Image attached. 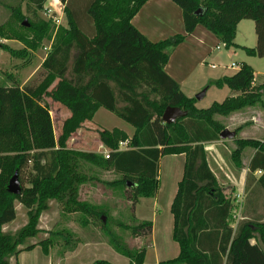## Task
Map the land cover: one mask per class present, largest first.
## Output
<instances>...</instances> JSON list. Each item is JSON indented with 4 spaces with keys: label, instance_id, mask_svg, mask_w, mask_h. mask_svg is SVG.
<instances>
[{
    "label": "trees",
    "instance_id": "1",
    "mask_svg": "<svg viewBox=\"0 0 264 264\" xmlns=\"http://www.w3.org/2000/svg\"><path fill=\"white\" fill-rule=\"evenodd\" d=\"M61 1L67 25L60 26L55 33L37 76L23 83H0V264H11V258L18 264L17 253L32 246L26 240L41 231L39 217L50 199L59 202L65 212L81 213L85 224L89 219L96 220L117 252L125 255L130 264H142L145 245L130 247L109 224L107 209L102 204L79 197L80 184L98 178L81 172V162L114 170L119 176L104 182L122 189L134 204L139 196L155 195L160 157L182 152L183 175L170 207L174 219L172 236L180 251L177 257L159 264H264V213L258 212L256 205L253 213L247 215L245 194L241 218L232 226L234 205L211 170L203 144L221 139L219 133L225 126L216 115L255 104L264 107V80L255 83L253 67L241 62L233 73L214 81L216 86L229 87L233 94L213 100L207 107H198L196 98L186 95L164 68L170 52L184 35H174V41H152L131 22L146 0ZM173 1L182 10L187 33L201 24L225 47H240L248 55L264 56V0ZM45 2L3 3L20 22L21 30L10 35L0 25V36L13 37L27 48H36L50 33V22L37 14ZM25 18L28 25L23 23ZM244 18L254 22L253 47L238 45L234 40L236 25ZM1 46L16 56L27 53L26 47L19 50L6 43ZM45 96L70 111L58 136L54 134ZM166 106H178L186 114L166 123L161 117ZM99 107L132 125L133 133L128 135L119 127L99 128L98 136L108 148V156L68 148L70 134L91 119ZM239 128H235L236 132ZM126 139L128 148L118 149ZM233 141L235 147L229 158L237 168L242 166V150L255 149L248 163L244 190L254 181L248 192L255 199L264 196V138L235 134ZM15 170L21 183L18 193L7 188ZM255 170L261 171L256 178ZM25 171L24 183L21 177ZM16 202L27 209V221L13 233L4 231L3 225L16 216ZM114 223L144 236L150 234L152 227L147 220ZM57 238L67 248L76 243L67 229H51L38 243L47 252ZM92 264L110 263L97 260Z\"/></svg>",
    "mask_w": 264,
    "mask_h": 264
},
{
    "label": "crops",
    "instance_id": "2",
    "mask_svg": "<svg viewBox=\"0 0 264 264\" xmlns=\"http://www.w3.org/2000/svg\"><path fill=\"white\" fill-rule=\"evenodd\" d=\"M242 20L243 19L239 20L236 25V34L234 40L238 45L253 47L255 46L256 42L255 44L254 42L253 44H251L250 42H247V40H238L240 32L239 28L241 25L240 23L243 22ZM131 22L140 32H142L152 41H157L164 38H173V36L176 34L184 35V38L177 44H175L174 48L170 52L168 61L166 62L164 68L166 72L180 84L182 91L188 96H191V93L199 91L203 86H207V89L204 93V95H206L209 85H211L212 83L214 84V81L216 79L222 77L223 75H229L230 73H232L229 70L235 71L239 66H235V63L232 61L229 62V58L233 54H235L236 49L241 50L242 52H244L245 56H247L245 58L243 57L240 61L246 62L253 67V65L248 61V57L251 55L246 54L245 51L240 47H225L219 41L218 37L203 25L197 24L191 32L187 33L184 29L182 10L180 6L173 0H146L138 9V11L132 16ZM245 25L248 29L249 24L246 23ZM252 30L254 32V24L252 25ZM242 33H244V31H242ZM250 39L254 41V38ZM261 58H264V56H261ZM263 80L264 77L254 78L255 83H260ZM224 86L226 85L218 86L219 89L224 90L221 94L223 98L233 94L231 90H225ZM262 99L264 102V94L262 96ZM195 104H197V99ZM98 109L91 119H86L84 122H82L80 127H78L70 134L69 138L66 141L68 148L82 151H95L104 155L108 152V148L100 140L98 132H96L95 130L96 128L94 129V127H99L98 122H95L94 119ZM243 110L247 111L244 112ZM263 111L264 107L259 104H255L253 106H247L245 108L233 111L227 115H223L224 117L222 118H218L216 115V118L220 120L225 127L234 126L235 130L236 127L240 126L237 132L235 130L236 136L263 139L258 135L251 134L252 130L247 129V125H242L244 122L250 121V123L248 124L249 126H258L259 128L260 125L258 122V117L262 116ZM69 115L70 111L68 109L66 116L61 119L60 128L58 131H55L54 129L52 120L53 118L51 117L55 136L59 135L62 122ZM262 122V126L264 127V118ZM121 129H123L128 135H131L134 130L133 129L132 131H130L124 128ZM252 133H254V131H252ZM127 141L128 139L121 141L119 143L118 149L121 150L128 148ZM203 144L206 150L209 166L214 175L219 182H221L222 180L223 183L226 182L231 186L230 194H227V191L224 189V186L226 185L222 186V189L226 194V197L231 199L234 205L232 209V216H236V214L238 216L234 220L231 218L232 226L235 225V222L238 218H241L240 210L243 206L245 194L247 196V215L250 216L253 213L256 205L259 206L258 212L264 213L263 194L262 196L260 195L255 199L252 195H250V192H248L250 187L255 185V182L253 181L249 185L247 190H244L246 185L248 163L252 155L254 154L255 149L252 147H245L242 150V166L240 168H237L232 163L230 164V158H228L230 150L235 147L234 141H228L226 143L224 139H220L206 141L203 142ZM163 160H165L164 164L162 163ZM184 161L185 154L183 152L169 153L161 156L158 163V188L155 195L139 196L136 202L132 204L133 211L131 214V221L133 223L136 220H147L151 221L152 223L151 232L149 235L144 236L141 234H133L134 239L137 241L140 237H146L145 243L142 244L145 245V254L142 264H159L162 261L171 260L177 257L180 251L178 242L174 240L172 236L174 219L170 207L178 188V182L183 175ZM80 171L98 177L97 179H89L81 183L79 186L78 192L80 198L86 199L92 203L95 202L93 201V199H91V195H93L97 187L102 184L106 187L109 186L105 182L99 181L113 180V178L107 179L105 176L110 173L117 174L112 169H101L87 162H81ZM260 174L261 171L259 170H255L253 172V176L255 178ZM118 176L119 175L117 174L114 179H116ZM104 198L105 197H102V199ZM126 200V202H130V204L132 203L130 199L126 198ZM52 201L57 202L54 199H50L48 202V207L41 212L39 217L38 226L41 228V231L39 233L43 234L41 237L42 239L43 237L45 238L48 235L49 230H51L49 227L41 225V222H43V212L49 209ZM100 203L102 204V202ZM15 209L17 211L16 204ZM234 211H237L236 214H234ZM60 212V217H62L63 215H65V217H67L68 215L72 216L73 213H77L65 212L64 210H61ZM103 217L105 216L102 215V220L105 221ZM133 219L135 220L133 221ZM14 220L15 218L4 224L2 229L4 231L13 233L26 223L27 218L24 220V223L22 222V225L14 224ZM60 221L61 220H59L57 216L52 225H54L55 227L59 225L62 226V223H60ZM71 230L72 231L70 232H75L77 236V241L71 248H59V244L55 243V245L48 246L47 252H44L42 246L39 243H36L32 240H26V243H32V246L27 249H21L17 253V263L92 264L97 260H104L110 264H130L129 259L125 257V255L117 252L107 240H92L90 238H85V236L84 238H81L79 232L85 230L83 228H72ZM137 241H135L134 244L136 245L133 247L142 246L141 244L139 245ZM250 241L254 242V239H251ZM53 253L58 255L57 257L52 259ZM12 260L13 262L15 261L14 258H11L10 263L14 264L11 262Z\"/></svg>",
    "mask_w": 264,
    "mask_h": 264
},
{
    "label": "rangeland",
    "instance_id": "3",
    "mask_svg": "<svg viewBox=\"0 0 264 264\" xmlns=\"http://www.w3.org/2000/svg\"><path fill=\"white\" fill-rule=\"evenodd\" d=\"M8 0H0V25L6 30L8 31V33L10 35H12V33L21 30L20 28V22L13 16L12 12L5 7V5L3 3L7 2ZM56 10H52L51 14L52 17H49L48 15V11L46 9L48 8H52V9ZM21 8L22 11H25V7H24V3L22 2L21 4ZM61 8H60V4L56 5V3L53 4V1L51 0H46V2L44 3V6L39 9L37 11L38 16L46 21L50 22V29H49V36L46 35L44 36V38L41 40V42L36 46V48H27L26 44L24 42H22L19 39L13 38V37H2L0 36V83H7V84H11V82L14 81H19V82H25L26 80L30 79V78H34L37 76V72L39 70L40 67V63L43 60L47 50H48V46L51 45L55 33L57 32L58 28L60 26H66V17H65V12H63V14H61ZM61 14L62 18H61V22L60 23H55L53 21V17L55 15H59ZM51 19V20H50ZM26 20V18H25ZM27 21V20H26ZM243 22H241L240 24V32H239V36H238V40H247V42H250L251 44H255L256 42V34H255V30L253 32L252 30V25L254 24L253 20L249 19V18H244L242 20ZM243 23V24H242ZM246 23L249 24V28L247 29L246 27ZM29 22H27L26 25H28ZM14 31V32H13ZM242 31H244V33H242ZM241 33V34H240ZM250 38H254V41L251 40ZM2 43H6L9 46H11L14 49H22L24 47L27 48V53L25 56H16L11 54L9 51H7L6 49L2 48L1 44ZM47 47V48H46ZM224 48V47H223ZM225 49V48H224ZM233 49V48H232ZM235 54H233L230 58H229V62L232 61L235 63V66H239V63L241 62L240 60H242V58L247 57L245 56L244 52H242L239 49L235 50ZM247 60V59H244ZM248 61L253 65V69H255L254 71V76L257 77H264V58H261V56H249L248 57ZM234 66V67H235ZM220 69V68H219ZM218 70V69H217ZM230 72H234L232 70H229ZM261 71V72H259ZM231 74V73H230ZM254 77V78H255ZM53 85V84H52ZM52 85L49 87L51 88ZM202 89H207V86H203L199 91L191 93L194 98L196 97V95L198 93H200L202 91ZM224 89L227 91H230L229 87L224 86ZM224 90L219 89L218 86H215L213 83L211 85H209V88L206 92V95H204L203 97H201L200 99H197V106L198 107H207L212 100H222V93ZM188 94V93H187ZM44 101L47 103L48 108L50 109V114L51 117L53 118V125H54V129L55 131H58L60 128V122L61 119L63 117L66 116L68 109L62 105L60 102L55 101L53 99H51L49 96H45L44 97ZM244 112H246L247 110H243ZM218 118H222L224 117L223 115H217ZM264 118V111L261 117H258V122H259V128L258 126H249L248 124L250 123V121H246L244 122L242 125L245 126L247 125V129H250L252 131H254V133L251 134H255L258 135L261 138H264V127L262 126V120ZM95 122H98V126L99 127H94V129L97 130L99 128H107V129H111L112 127L116 126V127H120V128H124L126 130H133L132 125H130L128 122L124 121L123 119H121L120 117H118L117 115H115L113 112L107 110L104 107H100L97 111V113L95 114ZM229 129H234V126H230L228 127ZM226 141V143L228 141H233L232 138L231 139H224ZM246 154V152H245ZM229 158V157H228ZM163 160V164H164ZM230 164L232 163L231 160ZM84 163V162H82ZM233 164V163H232ZM234 165V164H233ZM29 169V168H28ZM27 169V170H28ZM26 171L22 174L21 177V182L25 183V179H26ZM117 176V174H107L105 177L108 179H114ZM99 182H104V180H100ZM221 186H224V189L227 191V194L231 193V186L228 183H223L221 180ZM27 184V183H26ZM96 184V183H95ZM97 185V184H96ZM82 196V195H81ZM91 199H93V201L95 202V204H101L100 202H102V205L107 209V214H108V220H109V224L112 226V228L114 229V231H116L119 235H121V237L127 241L126 243L130 246L133 247L136 244L133 234L130 231L129 228H121L118 227V225H116L114 222L115 221H123L125 223L128 224H132L133 222L131 221L132 218V204H130V202H126V195L124 193V191L118 187H114V186H104L103 184L98 186L97 189L94 191L93 195H91ZM80 197V196H79ZM102 197H105L104 199H102ZM16 206H17V211H16V217H15V222L14 224H20L22 225L24 223V220L27 218L25 211L26 208L16 202ZM237 209V208H236ZM62 210V206L59 202H55L52 201L50 204V207L48 210L43 212V217H42V221L41 225H45L46 227H49L52 230L55 229H67L69 231H72V228L75 229H85L82 230V232H79V235L81 236V238L85 236V238H90V239H104L106 240V237L101 233V229H100V224L93 219H89V222H87L85 224V222H82V214L77 212L76 214L73 213V215H68L67 217H65V215H63L62 217H60L61 215V211ZM235 210V209H234ZM237 211H234V214H236ZM26 215V216H25ZM59 218L60 223H62V226H57L55 227L54 225H52L53 221L57 218ZM237 216H232V219L234 220ZM106 218V217H105ZM68 221V222H67ZM23 222V223H22ZM39 224V223H38ZM19 225V226H20ZM69 225V226H68ZM41 233H37L36 236H34L33 238H28V240H32L35 241L36 243L39 242V240H41L42 238ZM76 233H72V239L77 241L76 238ZM44 238V237H43ZM57 241L55 243L59 244V248H65V244H63V240L61 238H57ZM146 241V237H140L139 240L137 241V243L140 245L144 244ZM55 243L53 245H55ZM62 245V247H61ZM58 254L53 253L52 254V259L57 257ZM12 263L13 260L11 261Z\"/></svg>",
    "mask_w": 264,
    "mask_h": 264
},
{
    "label": "water",
    "instance_id": "4",
    "mask_svg": "<svg viewBox=\"0 0 264 264\" xmlns=\"http://www.w3.org/2000/svg\"><path fill=\"white\" fill-rule=\"evenodd\" d=\"M23 23L27 24V21L24 19ZM171 41H174V38H170ZM205 93V89H202L200 93L196 95V99H200ZM186 114V110L181 109L178 106H166L163 110V113L161 115L162 119L166 123L173 122L177 117L183 116ZM235 135L234 129H229L228 127H224L220 133L219 136L221 139H231ZM129 183V182H127ZM7 188L12 193H18L21 189V183L18 177L17 170L13 172V174L10 176ZM105 219V217H103Z\"/></svg>",
    "mask_w": 264,
    "mask_h": 264
},
{
    "label": "built area",
    "instance_id": "5",
    "mask_svg": "<svg viewBox=\"0 0 264 264\" xmlns=\"http://www.w3.org/2000/svg\"><path fill=\"white\" fill-rule=\"evenodd\" d=\"M51 1H53V4L54 3H56V5H58V4H60V8H61V14H63V12H64V3L61 1V0H51ZM48 12V16L49 17H52V10H56L55 9V7H54V9H52V8H48V9H46ZM61 14H59V15H55L54 17H53V21L55 22V23H60L61 22V18H62V16H61ZM49 47H50V45L48 46V49H49ZM47 48V47H46ZM105 156H108V154L106 153L105 154Z\"/></svg>",
    "mask_w": 264,
    "mask_h": 264
}]
</instances>
